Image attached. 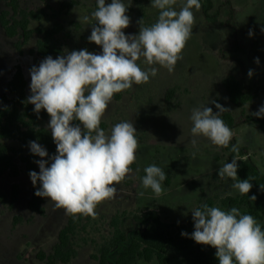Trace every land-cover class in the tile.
<instances>
[{"label": "rangeland", "instance_id": "rangeland-1", "mask_svg": "<svg viewBox=\"0 0 264 264\" xmlns=\"http://www.w3.org/2000/svg\"><path fill=\"white\" fill-rule=\"evenodd\" d=\"M18 1L21 9L43 12L40 20L31 21V29H49L54 23L62 26L57 36L62 44L61 55L85 48L96 54L102 52L100 46L88 41L92 26L79 20V17L90 16L96 10V0ZM213 1L216 7H221L227 1L228 7L220 8L216 24L205 22L200 11L192 9L195 16L192 36L173 72L154 65L158 69L155 77H150L148 83L133 85L129 90L115 94L109 104L101 120L103 127H100L110 132L115 124L131 120L137 130L139 143L136 160L131 165L133 171L116 185L114 198L98 204L95 217L83 215L82 226L74 237L77 256L68 264H96L92 255L111 236L109 221L115 215H120L126 230L133 228L131 215L147 209L157 211L166 222L186 223L192 218L195 207L206 198L241 195L232 187L234 181L231 178H219V169L223 164L231 163L233 158L221 146L213 145L203 136L197 138L195 146L191 144L192 124L189 116L193 107L206 104L215 112L213 105L208 103L214 98H218L234 117L240 115L241 109L228 102L220 84L224 74L239 72L240 67L235 59L242 63L246 81L264 85V32L261 31L264 28V0ZM124 2L130 5L126 14L131 18L130 26L123 30L126 35L138 34L137 21L141 18L144 26H150L158 19L159 10L151 7V0ZM182 2L178 0L175 6L177 10ZM106 3H111V0H106ZM4 10L7 7L0 1V12ZM250 29L254 33L252 37L248 35ZM37 39L38 35L34 33L18 52L14 45L20 41L19 38H7L0 27V96L6 94V83L16 65L22 68L27 95H31L30 69L36 66L33 51ZM232 43L239 44L243 50L227 52V59L223 60L219 56V47L226 49ZM257 57L259 64L255 63ZM137 63L142 69L152 67L143 58ZM250 69L253 70L251 77L248 75ZM170 89L174 92L166 100L165 93ZM263 105L264 94H261L243 110L245 114L251 115ZM49 121H43L42 126L51 132L47 127ZM232 131L236 145L245 147L250 158L264 172V134L253 124H242ZM5 143L18 147L14 142ZM26 149L30 150V147ZM36 157L37 160L42 159ZM240 163L241 159L237 161L238 171ZM152 164L161 167L166 173V179L162 182L164 192L159 197L142 185L144 169ZM36 172H39L38 164ZM13 184L19 186V197L14 208L9 209L7 201H0V264H42L36 259V254L39 251L45 254L51 252L57 233L66 222L67 212L45 198L44 216L31 213L27 208L29 178L23 173L17 178L2 176L0 194L7 196ZM14 217H17L15 225ZM258 223L264 227V215ZM168 254V264H183L173 252L169 251ZM138 264L157 262L139 261Z\"/></svg>", "mask_w": 264, "mask_h": 264}, {"label": "clouds", "instance_id": "clouds-1", "mask_svg": "<svg viewBox=\"0 0 264 264\" xmlns=\"http://www.w3.org/2000/svg\"><path fill=\"white\" fill-rule=\"evenodd\" d=\"M177 3L151 0V7L159 10L156 22L144 26L141 18L137 21L138 34L126 35L123 30L131 24L126 14L130 5L124 0H96V10L79 20L92 26L88 41L100 46L102 52L72 50L55 59L49 55L38 67H31L27 103L34 105L35 113L45 110L50 116L47 127L56 145V154L43 159L49 156L47 150L36 141L29 142L31 153L42 158L35 161L39 172L29 173L34 187L39 181L40 187L34 193L37 197L47 198L74 217H95L97 205L114 198L116 185L133 171L131 165L139 147L137 130L129 120L106 132L100 127L101 120L115 94L148 83L157 75L154 65L173 72L183 58L182 51L195 24L192 9L198 11L202 5L200 0H183L177 10ZM248 35L252 37L253 30ZM141 58L152 67L142 69L137 63ZM255 63L259 64L258 57ZM248 75L251 77L253 70ZM208 103L214 104L217 111L207 104L191 109L190 142L195 146L197 138L203 136L213 145L226 148L234 132L221 114L229 109L215 100ZM251 115L264 117V106ZM231 151L236 155L219 169V178H231L232 187L247 195L253 184L249 178L238 179L239 148L233 145ZM144 172L143 187L161 196L165 171L152 164ZM249 198L256 200L255 195ZM192 219L194 231L190 236L187 232L181 235L215 248L219 264H264V230L252 215L241 214L236 207L223 211L203 204L192 211Z\"/></svg>", "mask_w": 264, "mask_h": 264}, {"label": "trees", "instance_id": "trees-1", "mask_svg": "<svg viewBox=\"0 0 264 264\" xmlns=\"http://www.w3.org/2000/svg\"><path fill=\"white\" fill-rule=\"evenodd\" d=\"M5 3L7 10L0 12V27L7 38L18 37L14 46L18 52L25 45L32 35L36 33L38 39L35 42L33 53L36 56V66L47 56L55 59L62 54V44L57 38L62 26L54 23L51 28H30L31 21H38L42 18V11H27L21 9L18 0H0ZM199 9L205 22L216 24L219 19V11L223 6L228 7V2L216 7L213 0H200ZM63 8V7H62ZM230 15V12H229ZM243 48L236 43L223 49L219 47V56L226 60V53L241 52ZM240 70L238 73L228 72L220 79L221 87L224 89L227 100L234 107L241 109L240 115L234 117L227 111L221 114V118L226 125L234 130L242 124H253L264 134V117L247 115L244 107L253 102L259 95L264 94V85L250 84L244 78V67L239 60H236ZM26 80L19 65L14 67L12 75L6 83V94L0 96V178L7 175L10 178H17L24 174L30 180V195L27 201L28 210L39 216H44V199L37 197L34 193L40 187L39 181L34 187L30 179V171H36L37 157L33 155L29 147L30 141H36L44 147L49 156L56 154V145L52 139L51 132L42 126V122L50 119L45 110L39 114L33 111L34 105L27 103ZM174 90H167L165 99L172 97ZM221 104L218 98H214ZM213 108L215 111V105ZM222 105V104H221ZM264 106V105H263ZM74 124L79 123L74 121ZM101 127H103L101 125ZM5 142H14L18 147L9 146ZM236 145L234 138L228 147H221L224 152L233 158L236 153L231 151ZM239 148L241 159L240 168L237 173L238 179L251 180L252 189L247 195L225 196L216 198H206L200 202L195 209L203 204L210 207H219L223 211H229L232 207L240 210L241 214L252 215L257 222L263 220L264 215V172H262L255 162L250 158L245 147ZM19 164L22 166L20 168ZM255 195L253 201L249 197ZM19 197V186L11 185L10 193L6 196L0 194V201L8 202L9 209H13ZM194 209V210H195ZM17 217L13 218V225ZM83 215L77 214L75 217L66 215L64 226L58 231L56 243L50 253L45 254L39 251L36 259L42 264H68L77 256L74 237L82 226ZM133 228L126 230L121 223L120 215H115L109 221L111 236L101 243L97 248V253L92 255L96 264H138L139 261L150 262L155 260L157 264H168L170 258L168 252H173L183 264H219L215 256L216 249L197 244L193 239L183 237L182 232H187L189 236L194 231V222L191 218L186 223H171L162 219L161 215L153 210L147 209L137 211L131 215ZM264 230V227H261ZM115 251H117L115 253Z\"/></svg>", "mask_w": 264, "mask_h": 264}, {"label": "crops", "instance_id": "crops-1", "mask_svg": "<svg viewBox=\"0 0 264 264\" xmlns=\"http://www.w3.org/2000/svg\"><path fill=\"white\" fill-rule=\"evenodd\" d=\"M177 258H178V257H177ZM152 261H154V260H152ZM152 261H151V262H152Z\"/></svg>", "mask_w": 264, "mask_h": 264}]
</instances>
